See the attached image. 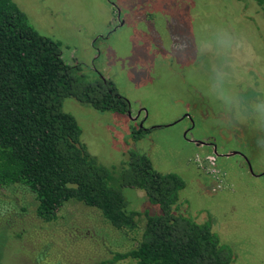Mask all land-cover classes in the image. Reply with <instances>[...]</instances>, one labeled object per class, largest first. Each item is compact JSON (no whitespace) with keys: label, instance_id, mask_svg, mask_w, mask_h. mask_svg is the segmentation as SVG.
Listing matches in <instances>:
<instances>
[{"label":"rangeland","instance_id":"374dc122","mask_svg":"<svg viewBox=\"0 0 264 264\" xmlns=\"http://www.w3.org/2000/svg\"><path fill=\"white\" fill-rule=\"evenodd\" d=\"M13 1L42 36L61 44L65 63L79 64L91 80H111L129 102L131 118L65 100L64 110L77 119L89 152L119 168L136 150L157 171L179 174L186 181L181 212L198 223L211 222L221 242L232 247V264H264V147L258 144L264 132L251 123L222 120L219 105L207 95L214 58L198 55L195 47L218 26L242 34L247 44L233 86L247 96L264 93V19L258 5L253 0ZM182 42L188 44L187 56L172 46ZM143 117L148 133L134 141L131 133ZM213 140L216 154L195 143ZM231 153L243 155L226 156ZM124 194L139 213L138 229L127 234L77 201L68 202L55 221L44 222L27 187L0 189V264H136L111 261L136 245L146 213L158 208L142 190Z\"/></svg>","mask_w":264,"mask_h":264},{"label":"trees","instance_id":"16d2710c","mask_svg":"<svg viewBox=\"0 0 264 264\" xmlns=\"http://www.w3.org/2000/svg\"><path fill=\"white\" fill-rule=\"evenodd\" d=\"M264 19V0H253ZM75 99L99 113L126 115L128 101L111 80H91L81 66L62 58V46L42 36L13 0H0V189L27 187L36 214L53 222L70 201L97 210L114 229H138L125 189L145 192L158 213H146L141 239L112 263L232 264L231 246L221 242L210 221L198 223L181 212L186 181L157 171L150 158L131 150L119 168L108 167L82 141V129L64 102ZM148 130L134 128V141Z\"/></svg>","mask_w":264,"mask_h":264},{"label":"clouds","instance_id":"9594fccd","mask_svg":"<svg viewBox=\"0 0 264 264\" xmlns=\"http://www.w3.org/2000/svg\"><path fill=\"white\" fill-rule=\"evenodd\" d=\"M246 44L242 34L225 26H218L208 36L195 41L198 55L214 58L210 67L207 95L219 105L222 120L235 124L251 123L264 132V93L247 96L233 86L240 67L241 52ZM172 46L187 56V42ZM258 144L264 147V137L258 140Z\"/></svg>","mask_w":264,"mask_h":264},{"label":"flooded vegetation","instance_id":"af4514ba","mask_svg":"<svg viewBox=\"0 0 264 264\" xmlns=\"http://www.w3.org/2000/svg\"><path fill=\"white\" fill-rule=\"evenodd\" d=\"M113 0H111V2H112ZM78 65V64H77ZM102 79H104V80H107L106 78H103V77H101ZM129 103V102H128ZM129 110H130V104H129ZM140 112H142V111H140ZM140 112L137 114V116L134 118V119H136L137 117H139V115H140ZM128 117H132V115L130 114V112L128 111V113L126 114ZM144 120H146V118L145 117H143L142 119H141V121H140V123H139V128H144L143 127V121ZM137 127V128H138ZM145 129V128H144ZM147 130V129H146ZM192 130V129H191ZM191 130H187V132L189 133H191ZM188 133H187V138H189V139H185L186 141H190V134L188 135ZM215 140H213V142H203V141H201V142H203L204 144L202 145V146H205L206 148H212L213 149V153H215L216 154V148H218L217 146H216V142H214ZM201 142H197V141H195V143H196V145L197 144H201ZM190 143V142H189ZM235 155H238V156H242L243 154L242 153H234ZM219 155V154H218ZM228 155V154H227ZM226 155V156H227ZM220 157L221 156H223V155H219Z\"/></svg>","mask_w":264,"mask_h":264},{"label":"water","instance_id":"95a60500","mask_svg":"<svg viewBox=\"0 0 264 264\" xmlns=\"http://www.w3.org/2000/svg\"><path fill=\"white\" fill-rule=\"evenodd\" d=\"M202 144H204L203 142H201ZM232 155H235L234 153H231V154H228L227 156H232ZM248 166H249V170L251 173H253V170H252V167L251 165L248 163Z\"/></svg>","mask_w":264,"mask_h":264}]
</instances>
